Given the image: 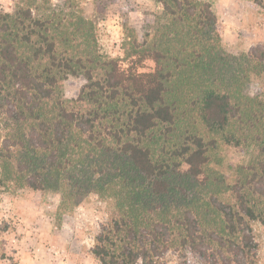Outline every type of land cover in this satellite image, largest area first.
<instances>
[{
    "label": "trees",
    "instance_id": "1",
    "mask_svg": "<svg viewBox=\"0 0 264 264\" xmlns=\"http://www.w3.org/2000/svg\"><path fill=\"white\" fill-rule=\"evenodd\" d=\"M155 2L142 36L125 26L122 59L102 53L75 0L0 8V191L54 192L62 211L91 195L107 202L100 264H167L171 250L178 264L188 252L257 264L264 88L246 91L264 85V46L228 53L209 1ZM147 60L155 69L139 72ZM224 147L249 162L224 172Z\"/></svg>",
    "mask_w": 264,
    "mask_h": 264
},
{
    "label": "rangeland",
    "instance_id": "2",
    "mask_svg": "<svg viewBox=\"0 0 264 264\" xmlns=\"http://www.w3.org/2000/svg\"><path fill=\"white\" fill-rule=\"evenodd\" d=\"M67 0H53L61 4ZM86 17L97 23L102 53L109 58L124 56L125 26L134 27L142 36L143 24L159 10L155 0H75ZM212 3L223 28L222 44L233 55L264 46V13L253 9L252 0H204ZM17 0H0L4 12H13ZM124 68L128 63L124 62ZM155 64L147 60L139 72H152ZM256 81L247 88L253 95ZM71 91L74 87H71ZM224 172L231 165L248 163L250 152L233 147L222 149ZM184 170L187 166H184ZM61 196L54 192L22 190L15 194L0 191V264H100L93 255L96 237L110 222L111 207L91 195L72 210L60 209ZM258 262L264 264V230L253 225ZM189 264H206L188 252ZM163 260L178 264L179 254L168 251Z\"/></svg>",
    "mask_w": 264,
    "mask_h": 264
}]
</instances>
